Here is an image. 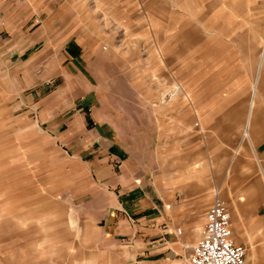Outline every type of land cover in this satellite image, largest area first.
I'll return each instance as SVG.
<instances>
[{"label": "rangeland", "instance_id": "rangeland-1", "mask_svg": "<svg viewBox=\"0 0 264 264\" xmlns=\"http://www.w3.org/2000/svg\"><path fill=\"white\" fill-rule=\"evenodd\" d=\"M21 1L11 15L40 10L28 29L47 31L55 46L45 50L56 54L29 63L12 55L22 24L6 17L2 31L0 22V264H92L97 254L82 245L92 234L90 167L43 124L46 97L66 81L54 67L71 63L58 50L67 37L83 43L102 104L132 107L138 124L124 130L137 153L158 139L171 158L180 138L229 177L258 160L249 135L264 124V0Z\"/></svg>", "mask_w": 264, "mask_h": 264}, {"label": "crops", "instance_id": "crops-1", "mask_svg": "<svg viewBox=\"0 0 264 264\" xmlns=\"http://www.w3.org/2000/svg\"><path fill=\"white\" fill-rule=\"evenodd\" d=\"M29 1L26 5L32 7L47 2ZM24 3L0 0L1 30L6 17L8 23L22 24L13 36L12 55H27V63L37 59L51 62L56 51L45 50L50 44L55 46L47 41V31L41 35L37 28L28 29L32 16L42 12L21 14L16 10L11 15L9 8ZM63 47L71 63L61 72L53 65L56 75L66 81L46 97V107L51 110L43 124L71 157L90 167L96 184L95 202L86 215L91 219L92 234L87 232L86 243L82 242L95 248L92 264H187L213 191L225 197L233 239L246 247L245 264H264V124H255L249 135L258 160L252 162V168L237 165L230 177L227 169L226 174L222 169L214 171L209 161L196 158L190 147L183 148L180 138L172 145L171 158L159 155L158 139L137 153L132 135L124 130L125 125L138 124L132 107L124 111L105 107L97 94L98 81L82 52L83 43L67 37L58 50Z\"/></svg>", "mask_w": 264, "mask_h": 264}, {"label": "built area", "instance_id": "built-area-1", "mask_svg": "<svg viewBox=\"0 0 264 264\" xmlns=\"http://www.w3.org/2000/svg\"><path fill=\"white\" fill-rule=\"evenodd\" d=\"M246 248L233 239L227 202L215 191L187 264H245Z\"/></svg>", "mask_w": 264, "mask_h": 264}]
</instances>
